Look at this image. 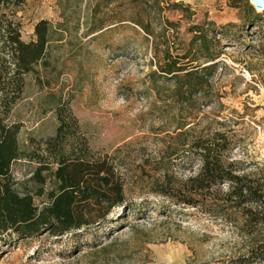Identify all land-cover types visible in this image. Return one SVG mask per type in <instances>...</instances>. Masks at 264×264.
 Masks as SVG:
<instances>
[{"label":"rangeland","instance_id":"374dc122","mask_svg":"<svg viewBox=\"0 0 264 264\" xmlns=\"http://www.w3.org/2000/svg\"><path fill=\"white\" fill-rule=\"evenodd\" d=\"M11 10L23 42L34 40L40 19L50 25L45 54L23 77L6 119L20 126V146L53 136V108L63 103L90 151L114 162L128 201L147 205L123 211L88 237L43 234L0 243V264H88L84 237L105 243L116 236L123 243L117 264H264L240 212L223 200L227 184L195 207L150 193L164 174L195 175L201 162L181 144L215 132L225 135L226 158L239 170H264V11L250 0H20ZM200 36L218 58L193 108L180 110L159 65H208ZM182 131L188 133L174 138ZM35 167L12 166L20 192ZM257 229L264 241V226Z\"/></svg>","mask_w":264,"mask_h":264},{"label":"trees","instance_id":"16d2710c","mask_svg":"<svg viewBox=\"0 0 264 264\" xmlns=\"http://www.w3.org/2000/svg\"><path fill=\"white\" fill-rule=\"evenodd\" d=\"M19 2L0 0V243L43 234L56 239L82 233L88 237L86 233L96 234L105 224L116 222L123 211L134 206L142 209L147 201H128L114 162L106 155L96 156L90 151L78 133L75 117L63 103L58 102L53 108L58 123L54 135L39 140L28 138L24 147L20 146V126L6 119L20 99L23 77L34 72V65L45 54L50 25L44 19L37 21L34 40L23 42L21 25L13 19L11 10ZM198 42L200 58L208 65L196 70L186 68L188 65L177 66L174 61L159 65V77L171 81L172 103L180 110L193 108L197 95L208 87L209 71L218 58L210 46L211 40L200 36ZM186 133L178 132L174 138ZM228 145L225 135L218 132L183 142L182 149L199 158L200 170L185 180L164 174L161 180L154 181L150 193L176 205L195 207L212 189L227 184L223 200L230 209L240 212L252 248H256L257 256L262 255L264 241L257 227L264 226V170H239L237 163L226 158ZM20 161L36 164L22 184L26 186L24 192L19 191L11 170ZM35 199H39V205ZM137 227V224L130 226L132 231ZM87 237L83 246L88 250L81 257L90 259L88 264H117L121 259L119 247L123 243L119 237L105 243H91Z\"/></svg>","mask_w":264,"mask_h":264},{"label":"water","instance_id":"95a60500","mask_svg":"<svg viewBox=\"0 0 264 264\" xmlns=\"http://www.w3.org/2000/svg\"><path fill=\"white\" fill-rule=\"evenodd\" d=\"M250 5L253 6L258 12L264 11V0H250Z\"/></svg>","mask_w":264,"mask_h":264},{"label":"crops","instance_id":"0c3cea01","mask_svg":"<svg viewBox=\"0 0 264 264\" xmlns=\"http://www.w3.org/2000/svg\"><path fill=\"white\" fill-rule=\"evenodd\" d=\"M41 20V19H40Z\"/></svg>","mask_w":264,"mask_h":264}]
</instances>
